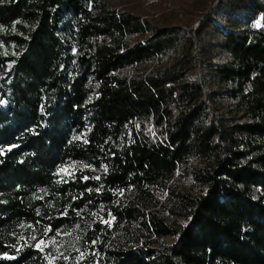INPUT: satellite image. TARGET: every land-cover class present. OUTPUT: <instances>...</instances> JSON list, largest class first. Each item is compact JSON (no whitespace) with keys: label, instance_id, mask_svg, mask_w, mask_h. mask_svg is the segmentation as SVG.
Wrapping results in <instances>:
<instances>
[{"label":"trees","instance_id":"16d2710c","mask_svg":"<svg viewBox=\"0 0 264 264\" xmlns=\"http://www.w3.org/2000/svg\"><path fill=\"white\" fill-rule=\"evenodd\" d=\"M74 230L264 264V0H0V264H78L38 248Z\"/></svg>","mask_w":264,"mask_h":264},{"label":"rangeland","instance_id":"374dc122","mask_svg":"<svg viewBox=\"0 0 264 264\" xmlns=\"http://www.w3.org/2000/svg\"><path fill=\"white\" fill-rule=\"evenodd\" d=\"M79 169H82V167L78 165L66 166L58 171V175L61 179H67ZM165 242L167 244L173 243L170 238L165 239ZM38 248L50 260L62 259L64 261H75L78 264H83L87 257L84 246L82 245V236L76 230L68 233H57L40 242Z\"/></svg>","mask_w":264,"mask_h":264}]
</instances>
